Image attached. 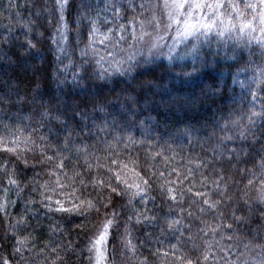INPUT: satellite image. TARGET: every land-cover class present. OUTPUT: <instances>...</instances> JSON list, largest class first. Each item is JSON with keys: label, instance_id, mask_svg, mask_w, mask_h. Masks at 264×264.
<instances>
[{"label": "trees", "instance_id": "trees-1", "mask_svg": "<svg viewBox=\"0 0 264 264\" xmlns=\"http://www.w3.org/2000/svg\"><path fill=\"white\" fill-rule=\"evenodd\" d=\"M140 3L69 0L62 39L55 0H0V261L96 264L110 219L99 264H264V32L170 59Z\"/></svg>", "mask_w": 264, "mask_h": 264}, {"label": "snow or ice", "instance_id": "snow-or-ice-1", "mask_svg": "<svg viewBox=\"0 0 264 264\" xmlns=\"http://www.w3.org/2000/svg\"><path fill=\"white\" fill-rule=\"evenodd\" d=\"M69 0H55V10L58 13V28L59 34L62 39H66L64 33L67 29V23L65 20V10L68 7ZM243 8L248 9L251 13V19L244 15L241 11L240 4L236 3V0H141L139 4L140 13L134 18L130 23H139L141 29L143 30L146 26L152 27L153 30H156L160 27V18L165 17L168 23L165 25V30L171 29L173 25H176V37L173 38V44L169 47V51L167 56L170 59H183L186 56H195L199 51L198 42L200 41L201 35H206L208 31H211L213 26L216 24L218 20L222 16H226L231 18V13H235L237 18L240 19L241 27L240 31L243 32L245 27H251L253 22L258 21V27L261 32H264V0H257L256 3L246 2L243 4ZM212 9L211 15H208L204 10ZM224 9V11H221ZM113 11L120 13V8L113 5ZM201 17L207 19V23ZM143 18V19H142ZM247 21V23H245ZM93 25L95 22H92ZM123 27V26H121ZM227 26L222 25V30L218 35H224V29ZM235 27V25H233ZM97 29L95 27L92 28L90 35L93 34ZM111 31V29H109ZM149 33L146 31H142L140 39H143V36L148 35ZM188 37H192L191 47L186 48L183 52H176V55L173 56V52L176 51L175 45L184 43L188 39ZM156 41H162V38L157 36ZM103 43V41L101 42ZM159 44L153 42L150 46L149 52L151 53L152 49L158 48ZM261 47V56H264V41H260ZM131 59V57H130ZM119 70V69H117ZM131 65L129 66V71H131ZM193 72L196 71L195 68L192 69ZM185 77L190 76V73L185 72ZM257 83H264V73L261 74V78L258 79ZM255 96V93H252ZM244 135V133H241ZM226 139H231V137H226ZM11 151V149H8ZM264 159V157H262ZM115 163V161H113ZM62 166V165H61ZM262 169H264V164L261 165ZM117 180L120 179L119 176L116 177ZM12 183H15L13 180ZM102 185L104 181H100ZM252 181L249 180V184ZM113 192H116V188H112ZM260 203L264 204V193H262L259 197ZM59 204V201H57ZM206 204H209V207H215V203H210L208 200H205ZM89 206L91 207V203L89 202ZM58 211H68L66 208H58ZM262 214V219H264V208L260 209ZM113 225L112 220H107L104 222L100 229H98V233L95 236V239L90 241L92 245L91 250H96L97 252V264H99V259L102 257L103 253L101 248L104 244V241L107 237L109 228ZM229 227H231L229 225ZM16 251H19L17 248ZM0 264H9L7 260L0 261ZM191 264V262H189Z\"/></svg>", "mask_w": 264, "mask_h": 264}, {"label": "rangeland", "instance_id": "rangeland-1", "mask_svg": "<svg viewBox=\"0 0 264 264\" xmlns=\"http://www.w3.org/2000/svg\"><path fill=\"white\" fill-rule=\"evenodd\" d=\"M239 1V0H238ZM238 1L236 0V3H238ZM244 1V0H242ZM251 2V3H256L257 0H246V2ZM209 2H211V0H209ZM245 8H243L242 10H244ZM248 10V9H247ZM208 15H211L212 13V9H205L204 10ZM221 11H224V9H221ZM244 13V11H242ZM202 19L205 20V23H207V19H205L204 17H201ZM248 20L251 19V16L247 17ZM242 19V18H240ZM240 19L237 18L236 14L233 12L231 13V18L226 17V16H222L220 18V20H218L216 22V24L213 26L211 31H208L206 35H201L200 37L202 38H206L207 35H210L211 33L215 32V33H220L222 30V25L223 26H227L226 29H224V35L223 36H228V37H233L234 34L238 33L240 37H246L245 32L248 33L250 36L253 35H260V34H254L253 29L258 26V23L255 25L252 24L251 27H245L244 31L241 32L240 31V27H241V23H240ZM168 23L167 19L165 17H161L160 18V27L158 29H156V31L154 32V34L151 36V42H156L159 44L158 48H155V50H159V51H169V47L172 46L173 44V38L176 37V25H173V27L171 29H167L165 30V25ZM245 23H247V21H245ZM233 25H235V27H233ZM253 31V35L250 34ZM159 36L162 38V41H156V37ZM220 36V35H218ZM220 36V37H223ZM261 39L259 40V38H256L257 40L260 41H264V36L260 37ZM192 40V37H188V39L186 41H184V43H180L182 45H185L186 43H189V41ZM202 40V39H200ZM180 44H176L175 45V49L180 45ZM161 54V53H160ZM166 56V54H165ZM102 250V249H101ZM95 255H96V264H97V252L95 251Z\"/></svg>", "mask_w": 264, "mask_h": 264}]
</instances>
